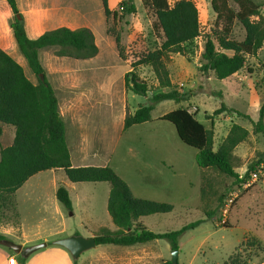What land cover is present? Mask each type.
I'll list each match as a JSON object with an SVG mask.
<instances>
[{
  "label": "rangeland",
  "instance_id": "1",
  "mask_svg": "<svg viewBox=\"0 0 264 264\" xmlns=\"http://www.w3.org/2000/svg\"><path fill=\"white\" fill-rule=\"evenodd\" d=\"M123 1L109 0L110 9L121 12ZM177 1L169 0L172 6ZM191 1L198 9L201 34L187 45L186 57L172 54L168 63L173 89L189 93V99L180 103L163 101L156 105L151 122L127 130L126 116L149 103L147 97L127 90L125 75L132 64L162 43L161 35L153 29L154 13L140 0H134L136 13L115 18L105 16L102 0H17V5L31 39L59 27H87L108 58L109 62L100 65L102 55L75 60L57 57L54 48L39 52L67 127L73 167L109 166L128 184L134 197L171 204L170 213L139 220L149 231L173 232L200 222L180 238L176 250L179 264H264V133L254 128L264 103V46L256 56L248 57L245 68L233 77L219 80L213 73L203 76L200 67L205 63V43L221 34V25L216 24L211 0ZM252 1L264 17V0ZM230 6L238 9L233 0ZM15 15L7 2L0 0V48L37 83L10 28ZM230 38L244 40L245 30L239 23L234 25ZM136 71L153 90L156 80L152 71L141 67ZM219 92L222 97L217 95ZM223 105L227 109L217 113ZM178 108L195 113L198 121L213 131L214 152L234 124L249 131L248 138L233 152L234 170L240 178H246L249 187L197 165V150L179 139L173 124L160 120ZM2 130L0 159L1 150L12 145L15 138L14 127L2 125ZM80 136L87 154L98 156L96 159L76 149L79 144L75 139ZM252 166L254 170L250 171ZM253 173H257L256 179L251 178ZM62 186L69 192L71 211L57 199V190ZM232 191L237 193L236 202L223 222L222 202ZM109 194L108 183H72L62 170L31 177L15 195L18 226L13 205L0 198V223L9 224H0V236L23 248L43 243L47 246L26 258L0 242V264H20V257L26 259L24 264H165L171 260L173 250L166 240L130 247L99 245L79 259L55 244L71 236L94 237L104 227L115 230L108 213Z\"/></svg>",
  "mask_w": 264,
  "mask_h": 264
},
{
  "label": "trees",
  "instance_id": "2",
  "mask_svg": "<svg viewBox=\"0 0 264 264\" xmlns=\"http://www.w3.org/2000/svg\"><path fill=\"white\" fill-rule=\"evenodd\" d=\"M4 1L16 14L10 28L21 55L37 78V83H33L26 76L23 67L0 48V139L3 133L2 125L12 126L15 129L12 145L1 150L0 198L4 203L8 201L13 205L17 219L15 193L38 173L63 170L72 183H108L110 185L108 213L116 229L101 228L100 233L94 236L97 246L130 247L166 240L172 250H178L182 235L200 222L189 224L173 232L149 231L139 220L154 214L170 213L173 210L171 204L134 197L128 184L109 166H72L66 124L60 113L55 90L45 76L39 52L54 48L57 57L75 60L95 58L99 48L94 33L87 27L77 29L59 27L45 32L36 39H31L27 34L23 18H18L17 0ZM140 1L144 7L154 13L156 20L153 29L161 35L162 43L157 49L148 52L132 64V70L125 75L127 90L147 97L149 101L147 105L140 106L134 114L126 116L125 130L151 122L156 105L163 101L180 103L189 99V93L180 94L173 89L168 63L172 54L186 57L187 45L201 34L198 9L191 0H179L173 6L169 0ZM233 1L238 7L237 10L230 6V0H211L212 10L216 14V24L221 25V34L217 35L215 40L208 38L205 43L203 53L205 63L200 67L203 76L213 73L219 80L233 77L245 68L247 58L256 56L264 46V17L260 7L252 0ZM102 4L106 17L131 15L137 11L134 0L121 2V12L112 11L109 0H102ZM236 23L245 30L243 41L230 38ZM116 42L117 47L120 48L118 37ZM139 67L148 68L154 74L157 85L153 90L148 81L137 73L136 69ZM154 92L153 96H149ZM217 95L222 97L220 92ZM226 109L223 105L217 113ZM228 111L249 118L237 110ZM160 120L173 124L179 139L185 145L197 150L196 162L202 170L212 169L232 178L236 183L246 182V178H240L234 170L233 152L248 138L247 129L234 124L218 151L214 152V133L198 121L195 113L185 108H178L163 115ZM254 128L264 133V103ZM253 170L252 166L250 171ZM56 196L64 207L72 210V201L65 187H59ZM4 239V236H0V242ZM25 261L24 257H20L18 263L24 264ZM165 264H173L172 259Z\"/></svg>",
  "mask_w": 264,
  "mask_h": 264
},
{
  "label": "water",
  "instance_id": "3",
  "mask_svg": "<svg viewBox=\"0 0 264 264\" xmlns=\"http://www.w3.org/2000/svg\"><path fill=\"white\" fill-rule=\"evenodd\" d=\"M18 18L22 19V16L18 15ZM4 244L11 248L14 252L22 254L26 258L37 250L47 246L46 243H43L29 248H23V246L16 245L10 241H4ZM55 244L66 248L75 259H79L84 252L94 249L97 246L95 237L84 238L82 236H71L58 240ZM172 263H178V252L176 250L172 251Z\"/></svg>",
  "mask_w": 264,
  "mask_h": 264
},
{
  "label": "crops",
  "instance_id": "4",
  "mask_svg": "<svg viewBox=\"0 0 264 264\" xmlns=\"http://www.w3.org/2000/svg\"><path fill=\"white\" fill-rule=\"evenodd\" d=\"M39 36H37V37H33L34 39H36V38H38ZM98 48H99V53H98V55L96 56V58L99 56H103L104 58L102 59V60H100V65H104V64H106L107 62H109L108 61V58H107V56H105L104 54H102V51H101V49H100V47L98 46ZM104 52V51H103ZM105 53V52H104ZM107 55H109V53L107 52ZM93 59V58H92ZM96 67H99V65L97 64V66ZM145 69V68H144ZM148 69V68H147ZM152 73V72H151ZM153 74V73H152ZM155 78V77H154ZM154 78H152V82H153V79ZM156 80V79H155ZM154 85H157V80H156V84H154ZM131 92V91H130ZM126 93H127V91H126ZM125 130V129H124ZM66 134H67V127H66ZM80 139H78V140H76L75 139V142L77 143V144H79L78 146H76V149L79 147V149H81V150H84L85 151V149H84V146H83V142L84 141H82V138H81V136L79 137ZM68 142V141H67ZM69 146V145H68ZM69 150H70V148H69ZM77 154H81V151H77ZM84 154L86 155V156H89V157H91L92 159H96L98 156H90V154H87V152L85 151L84 152ZM73 166V165H72ZM50 171H52V170H50ZM55 171H57V170H55ZM63 171V170H62ZM15 195H16V193H15ZM14 200H15V196H14ZM15 205H16V213H17V226L19 225V223H20V219H19V213H18V209H17V203H16V200H15ZM5 224V225H9L7 222H2V223H0V224Z\"/></svg>",
  "mask_w": 264,
  "mask_h": 264
},
{
  "label": "built area",
  "instance_id": "5",
  "mask_svg": "<svg viewBox=\"0 0 264 264\" xmlns=\"http://www.w3.org/2000/svg\"><path fill=\"white\" fill-rule=\"evenodd\" d=\"M251 178L252 179H256L257 178V173L251 174ZM244 185H246V187L250 186L249 182H245ZM236 198H237V193L232 191L224 199V202H223V205H222V208H221V217H223V222H224V220H226L227 215L229 214V212L231 211L232 207L234 206V204L236 202Z\"/></svg>",
  "mask_w": 264,
  "mask_h": 264
}]
</instances>
